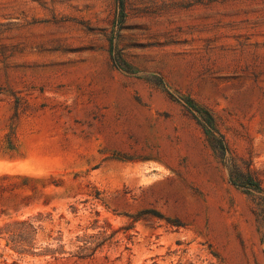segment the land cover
I'll return each instance as SVG.
<instances>
[{
	"label": "rangeland",
	"instance_id": "rangeland-1",
	"mask_svg": "<svg viewBox=\"0 0 264 264\" xmlns=\"http://www.w3.org/2000/svg\"><path fill=\"white\" fill-rule=\"evenodd\" d=\"M0 264H264V0H0Z\"/></svg>",
	"mask_w": 264,
	"mask_h": 264
},
{
	"label": "trees",
	"instance_id": "trees-1",
	"mask_svg": "<svg viewBox=\"0 0 264 264\" xmlns=\"http://www.w3.org/2000/svg\"><path fill=\"white\" fill-rule=\"evenodd\" d=\"M117 3L120 6L121 13H123L124 0H117ZM110 58L115 68L123 69V65H125V62L119 52L113 56L111 54ZM188 104L189 105H187V108L192 113L193 118L196 120L197 124L201 128L205 136V140L208 143L209 147L215 153H217L221 159L227 160L225 158L227 151H228L227 143H226L224 135L220 132L218 128V125L216 123V120L213 114L209 110L198 107L196 104L192 102H189ZM229 170H230L232 185H234L237 188L246 190V191L253 190L256 192H262L260 183L254 177L253 172H251L250 170H247V172L243 173L240 170H238V167L232 163L229 165ZM233 173L235 174V177H233ZM26 223L27 221L21 222V224H26ZM97 248L98 246L92 249V254ZM86 256H89V255H86ZM78 257L83 258L81 256H78Z\"/></svg>",
	"mask_w": 264,
	"mask_h": 264
}]
</instances>
